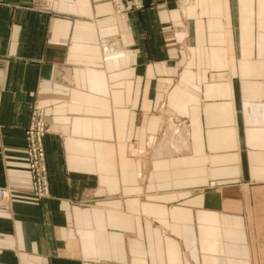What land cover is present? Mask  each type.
<instances>
[{
  "label": "crops",
  "instance_id": "obj_1",
  "mask_svg": "<svg viewBox=\"0 0 264 264\" xmlns=\"http://www.w3.org/2000/svg\"><path fill=\"white\" fill-rule=\"evenodd\" d=\"M142 1L0 5V264H264V0Z\"/></svg>",
  "mask_w": 264,
  "mask_h": 264
},
{
  "label": "built area",
  "instance_id": "obj_2",
  "mask_svg": "<svg viewBox=\"0 0 264 264\" xmlns=\"http://www.w3.org/2000/svg\"><path fill=\"white\" fill-rule=\"evenodd\" d=\"M5 0H0V5ZM114 14L125 15L139 12L144 8L142 0H110ZM183 126V125H181ZM185 126V125H184ZM48 134L44 112L34 107L24 130L26 167L30 173V189L36 200L49 197L48 176L46 170L45 151L43 140ZM7 192L0 190V213L7 211Z\"/></svg>",
  "mask_w": 264,
  "mask_h": 264
},
{
  "label": "rangeland",
  "instance_id": "obj_3",
  "mask_svg": "<svg viewBox=\"0 0 264 264\" xmlns=\"http://www.w3.org/2000/svg\"><path fill=\"white\" fill-rule=\"evenodd\" d=\"M34 107H37L36 105H34L31 110L34 108ZM41 109V108H39ZM30 110V112H31ZM43 110V109H42ZM44 112V110H43ZM30 114V113H29ZM44 118H45V113H44ZM46 123V121H45ZM183 125V126H181ZM185 125V126H184ZM47 126V125H46ZM189 127V124L187 122H185V120H182V122H178L177 124L174 123L173 126H172V130L170 131L169 133V145H171V147L174 149V147L172 146V143L181 138L180 142H183L185 140H188V137H189V132L187 130V128ZM48 128V127H47ZM48 133H49V128H48ZM47 136V135H46ZM25 138V136H24ZM188 142V141H187ZM43 144H44V140H43ZM181 148H184L183 146ZM45 161H46V157H45ZM46 163V162H45ZM27 169V167H26ZM46 170H47V165H46ZM28 174H29V180H30V173L29 171L27 170ZM47 176H48V170H47ZM49 186V184H48ZM32 194V193H31ZM33 196V195H32ZM49 196H50V192H49ZM48 198V197H47ZM47 198H44V199H47ZM44 199H40L38 201H41V200H44Z\"/></svg>",
  "mask_w": 264,
  "mask_h": 264
}]
</instances>
